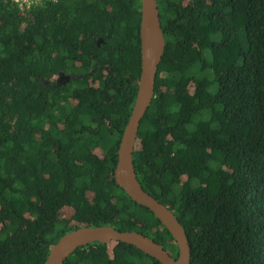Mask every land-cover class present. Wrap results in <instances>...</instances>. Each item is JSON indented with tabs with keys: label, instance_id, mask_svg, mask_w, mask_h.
Segmentation results:
<instances>
[{
	"label": "trees",
	"instance_id": "16d2710c",
	"mask_svg": "<svg viewBox=\"0 0 264 264\" xmlns=\"http://www.w3.org/2000/svg\"><path fill=\"white\" fill-rule=\"evenodd\" d=\"M157 2L166 49L137 178L183 225L190 264H264V0ZM141 9L58 0L21 12L0 0V264H45L85 226L139 232L179 257L114 177L141 76ZM65 264L162 263L95 242Z\"/></svg>",
	"mask_w": 264,
	"mask_h": 264
},
{
	"label": "water",
	"instance_id": "95a60500",
	"mask_svg": "<svg viewBox=\"0 0 264 264\" xmlns=\"http://www.w3.org/2000/svg\"><path fill=\"white\" fill-rule=\"evenodd\" d=\"M141 8V76L137 98L119 145L114 177L135 203L149 209L170 232L178 246L179 257L175 259L160 243L139 232L119 231L109 226H85L67 233L55 243L45 264H65L78 248L95 242L127 243L162 264L191 263L189 239L183 225L168 207L143 189L134 167L133 155L139 128L154 98L156 77L166 49L157 0H141ZM66 78L70 79L69 76Z\"/></svg>",
	"mask_w": 264,
	"mask_h": 264
},
{
	"label": "built area",
	"instance_id": "2783aa9c",
	"mask_svg": "<svg viewBox=\"0 0 264 264\" xmlns=\"http://www.w3.org/2000/svg\"><path fill=\"white\" fill-rule=\"evenodd\" d=\"M21 12L29 11L33 8L43 6L46 2H56L58 0H11Z\"/></svg>",
	"mask_w": 264,
	"mask_h": 264
},
{
	"label": "rangeland",
	"instance_id": "374dc122",
	"mask_svg": "<svg viewBox=\"0 0 264 264\" xmlns=\"http://www.w3.org/2000/svg\"><path fill=\"white\" fill-rule=\"evenodd\" d=\"M69 215V216H71L70 214H71V210L70 209H66V213H65V209H63L62 210V212H60V216H64V215ZM62 219V218H61Z\"/></svg>",
	"mask_w": 264,
	"mask_h": 264
}]
</instances>
